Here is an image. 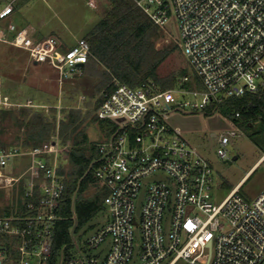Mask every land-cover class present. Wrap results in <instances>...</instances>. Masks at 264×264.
Returning a JSON list of instances; mask_svg holds the SVG:
<instances>
[{
  "label": "built area",
  "instance_id": "obj_1",
  "mask_svg": "<svg viewBox=\"0 0 264 264\" xmlns=\"http://www.w3.org/2000/svg\"><path fill=\"white\" fill-rule=\"evenodd\" d=\"M133 1L162 28L175 14L183 52L203 87L161 89L155 82L133 87L115 81L97 110L99 119L116 124L97 143L96 176L108 189L107 220L93 224L81 243L86 226L77 232L73 227L72 254H62L58 264H264V190L247 199L238 185L219 203L213 201L209 160L171 118L173 110L205 109L263 89L264 0ZM15 2L0 1V43L26 50L33 62L49 63L59 80L77 72L91 53L87 39L67 50L54 37L34 39L29 28L8 20ZM188 80L186 75L180 84ZM1 89L0 76V107L12 105ZM228 120L229 133L219 137L223 158L231 137L241 131L236 120ZM56 135L32 148L0 145V189L9 203L13 189L25 181L21 198L28 210L0 214V264H45L51 254L65 190L58 130ZM3 236L19 238L15 253L1 242Z\"/></svg>",
  "mask_w": 264,
  "mask_h": 264
},
{
  "label": "trees",
  "instance_id": "obj_2",
  "mask_svg": "<svg viewBox=\"0 0 264 264\" xmlns=\"http://www.w3.org/2000/svg\"><path fill=\"white\" fill-rule=\"evenodd\" d=\"M107 1L110 8L84 36L91 49L88 60L77 67V72L66 77L63 83L64 107L61 109L63 115L59 120V129L57 106L51 107L49 113L45 107L35 109L34 105H22L15 110L0 107V135L9 117L14 118L19 127L25 128L22 141L18 137L15 143L7 144L0 139V145L21 149L42 146L58 130L62 155L65 153L68 156V165L62 163L59 168L65 181L58 209V214L63 218L54 222L52 250L45 264H58L62 254L69 257L74 248L72 228H75V232L79 231L105 209L104 200L108 189L100 185L96 176V159L100 156L98 142L90 140L87 125L99 123L106 137L115 130L113 121L99 119L97 115L105 94L115 87V81L133 87L155 82L161 89L180 85L191 87L194 84L203 87L197 73L194 70L189 72L186 67L160 75L158 69L161 64L180 46L170 43L158 48L156 43L163 34L162 27L155 24L133 0ZM186 75L189 80L180 84ZM1 90H4L3 85ZM82 94L87 100L80 105L79 97ZM203 110L207 115L219 111L223 116L236 120L246 131L259 124L260 129L254 135L264 132V87L256 93L213 102ZM237 112L240 113L239 117H236ZM24 182L13 189V198L9 203L6 191L0 189L1 215L24 214L28 211L21 198ZM92 188L94 191L90 192ZM18 239L16 236H3L1 242L9 246L11 253H15Z\"/></svg>",
  "mask_w": 264,
  "mask_h": 264
},
{
  "label": "rangeland",
  "instance_id": "obj_3",
  "mask_svg": "<svg viewBox=\"0 0 264 264\" xmlns=\"http://www.w3.org/2000/svg\"><path fill=\"white\" fill-rule=\"evenodd\" d=\"M94 1L97 4L96 8L89 5V0H16V10L8 20H12L18 28H29L36 40L56 35L62 40V50H67L77 42L76 40L84 38L110 8L107 0ZM162 33L156 43L158 48L165 44L177 43L180 49L161 64L159 74L166 75L183 67L192 72L193 66L181 46L175 14L171 15L162 28ZM0 75L4 87V90H1L2 94H7L13 103L4 108L15 110L29 104L34 105L35 109L45 107V111L49 113L51 107L57 106V129L59 128V120L63 115L61 109L64 107L65 78L59 80L56 70L49 63L36 64L25 50L0 43ZM189 88L195 90L192 86ZM188 98H191V95ZM30 100L34 103L30 104ZM86 100L82 94L79 97V104L82 105ZM171 118L172 123L179 126L187 139L209 160L214 174L213 201L218 203L222 201L241 181L240 193L247 199L256 197L264 190V161L258 162L264 153V132L254 135V132L260 129L259 124L248 128V131L240 127L239 134L231 137L226 147L228 154L223 158L218 154V148L221 147L219 137L222 133H229L231 126L228 118L221 112L216 111L207 115L201 108L196 110L186 108L171 111ZM2 130L0 139L7 144L15 143L18 137L22 141L25 136V128L19 127L14 118L9 117ZM87 132L91 141L100 142L106 138L99 123H89ZM56 136L53 135L48 143L55 140ZM235 155L238 158L232 163L225 162ZM62 161L68 165V156L65 153ZM93 191L92 188L90 192ZM107 216L105 210L98 213L83 229L86 235H82L79 242H83V239L94 231L90 225L103 224Z\"/></svg>",
  "mask_w": 264,
  "mask_h": 264
},
{
  "label": "crops",
  "instance_id": "obj_4",
  "mask_svg": "<svg viewBox=\"0 0 264 264\" xmlns=\"http://www.w3.org/2000/svg\"><path fill=\"white\" fill-rule=\"evenodd\" d=\"M96 7H97V4H96ZM95 7V8H96ZM16 10V9H15ZM49 37H54L57 41H58V43H59V45H60V48H61V45H62V40L59 38V37H57L56 35H50ZM77 41V40H76ZM76 43V42H75ZM74 43V44H75ZM62 49V48H61ZM36 63V62H35ZM36 64H40V63H36ZM0 76H2V75H0ZM5 95H7V94H5ZM10 98V97H9ZM12 102V101H11ZM13 104V103H12ZM258 162H260V160L258 161ZM247 174H248V172H247ZM246 174V175H247ZM242 182V181H241ZM241 182L238 184V185H240L241 184ZM237 185V186H238Z\"/></svg>",
  "mask_w": 264,
  "mask_h": 264
},
{
  "label": "water",
  "instance_id": "obj_5",
  "mask_svg": "<svg viewBox=\"0 0 264 264\" xmlns=\"http://www.w3.org/2000/svg\"><path fill=\"white\" fill-rule=\"evenodd\" d=\"M82 65H83V63H80L79 64V66H82ZM237 158H238V156L235 155L231 159H226L225 162L232 163Z\"/></svg>",
  "mask_w": 264,
  "mask_h": 264
}]
</instances>
